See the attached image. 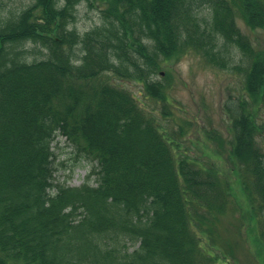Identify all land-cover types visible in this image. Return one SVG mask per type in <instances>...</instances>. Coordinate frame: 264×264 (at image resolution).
<instances>
[{"label": "trees", "instance_id": "1", "mask_svg": "<svg viewBox=\"0 0 264 264\" xmlns=\"http://www.w3.org/2000/svg\"><path fill=\"white\" fill-rule=\"evenodd\" d=\"M11 2L0 0V264L237 263L203 240L218 244V215L240 205L221 170L181 149L173 122L165 67L189 52L245 73L224 151L249 199L246 253L264 264V49L237 22L264 27V0ZM81 4L101 13L84 32ZM60 134L97 160L79 185L54 182ZM209 137L224 148L219 130Z\"/></svg>", "mask_w": 264, "mask_h": 264}, {"label": "rangeland", "instance_id": "2", "mask_svg": "<svg viewBox=\"0 0 264 264\" xmlns=\"http://www.w3.org/2000/svg\"><path fill=\"white\" fill-rule=\"evenodd\" d=\"M10 1H12L10 6L15 8L21 4L32 2V0ZM100 15L99 8H91L86 4H81L75 26L84 32L101 22ZM237 22L254 45L264 49V27L252 28L240 16H237ZM27 46L30 49L39 50V46L31 41L27 42ZM35 56L39 57V53L30 54L28 58L30 60ZM243 63L246 64L247 60ZM165 69L173 76L170 92L174 102L180 106V109L175 111L176 121L173 122L176 127L175 130L179 129L180 125L184 129L181 134L177 135L182 141L181 149L183 150L185 146L190 147L187 152L188 155L199 156L205 165H211L221 170L229 185L231 196L240 205L238 209H235V204L229 203L227 211L218 215L216 226L213 228V238L218 244H216L217 246L207 245L210 241L204 239L205 249L207 248L209 253L218 250L219 255L217 256L220 261L225 259L229 252L232 261H237L236 264H255V258L258 254L254 250L255 254L252 258L251 253H246L248 244L240 235V231L247 226L241 216L249 213V199L240 178H238L239 173L237 176L232 171L234 168L232 165L236 163L235 159L228 154V150L224 151V149L232 147L234 136L233 132L229 130L232 124L226 111V104L229 100H235L236 96L242 92L241 87L244 85L245 73L209 66L195 52H189L180 59L171 61ZM126 86L136 94L142 88L140 84L134 81H126ZM158 111L161 112V109ZM261 112L264 116V110ZM215 129L219 130L225 139L221 142L224 148L219 145V142L216 143L214 138L209 139ZM257 139L264 150V133L258 134ZM53 148L56 154L54 159L55 183L65 182L70 185H79L84 182L92 168L97 166L96 159L79 153L75 145L65 135L57 136ZM246 241L249 243L248 240ZM130 245L133 249L139 244ZM221 264H227V262L223 261Z\"/></svg>", "mask_w": 264, "mask_h": 264}]
</instances>
